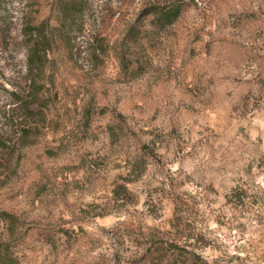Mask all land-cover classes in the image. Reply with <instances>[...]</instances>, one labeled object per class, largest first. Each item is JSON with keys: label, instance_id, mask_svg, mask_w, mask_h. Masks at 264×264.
I'll list each match as a JSON object with an SVG mask.
<instances>
[{"label": "rangeland", "instance_id": "374dc122", "mask_svg": "<svg viewBox=\"0 0 264 264\" xmlns=\"http://www.w3.org/2000/svg\"><path fill=\"white\" fill-rule=\"evenodd\" d=\"M83 6L65 27L53 0H0L14 264H264V0ZM29 22L52 46L25 134Z\"/></svg>", "mask_w": 264, "mask_h": 264}, {"label": "trees", "instance_id": "16d2710c", "mask_svg": "<svg viewBox=\"0 0 264 264\" xmlns=\"http://www.w3.org/2000/svg\"><path fill=\"white\" fill-rule=\"evenodd\" d=\"M33 4L37 0H30ZM57 9V14L61 20L60 26H67V24L72 21V19L83 12L84 6L83 2L85 0H53ZM180 15V6H172L168 9H163L159 11L158 17L155 16L157 23L160 27H164L172 24L177 20ZM25 31L24 34L28 39L27 50H26V65L25 72L27 80L30 85V92L26 96H19L17 94H11L14 100L15 107L11 109L14 111L16 119L19 122L18 128L22 130L25 134L30 127V122H38V117L40 116L37 108L40 104L38 101V86L39 80L42 78L44 69L46 68V54L47 51L51 49L52 43L47 39L46 31H43L42 24L33 25L30 22L26 23L23 27ZM45 32V33H44ZM63 32L59 33L62 38ZM55 39L54 36H52ZM59 40L60 38L56 36ZM112 137L115 136L112 129L109 130ZM7 144L3 139H0V172L6 168V158ZM123 192L125 189L122 187ZM0 221L6 224V230L9 237L14 234L16 218L8 215L6 213L0 214ZM153 258H161L157 256ZM14 258L11 256L10 248L6 243L0 242V264H14ZM169 258L165 260L166 264H169ZM151 264H158L151 259Z\"/></svg>", "mask_w": 264, "mask_h": 264}]
</instances>
